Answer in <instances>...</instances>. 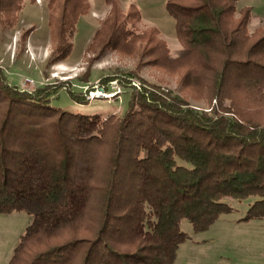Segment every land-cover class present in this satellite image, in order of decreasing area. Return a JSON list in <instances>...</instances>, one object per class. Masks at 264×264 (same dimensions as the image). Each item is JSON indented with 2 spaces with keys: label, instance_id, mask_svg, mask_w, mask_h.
<instances>
[{
  "label": "trees",
  "instance_id": "1",
  "mask_svg": "<svg viewBox=\"0 0 264 264\" xmlns=\"http://www.w3.org/2000/svg\"><path fill=\"white\" fill-rule=\"evenodd\" d=\"M237 1L168 0L174 57L157 29L137 28L134 5L112 3L94 34L123 53L145 41L149 62L206 108L128 72L98 80L104 92L113 81L129 89L121 114L71 112L51 103L62 89L27 91L0 70V212L32 217L7 264H172L188 238L181 220L203 231L247 198L242 220L264 216V26L248 32L251 9ZM22 6L0 0V24ZM86 7L64 0L57 59Z\"/></svg>",
  "mask_w": 264,
  "mask_h": 264
},
{
  "label": "rangeland",
  "instance_id": "2",
  "mask_svg": "<svg viewBox=\"0 0 264 264\" xmlns=\"http://www.w3.org/2000/svg\"><path fill=\"white\" fill-rule=\"evenodd\" d=\"M168 0H86L84 14L77 18L68 41L69 54L56 58L60 40V17L64 0H23L19 17L11 27L0 24V70L11 84L33 90L45 85L62 89L51 103L83 114H121L127 107L129 89L116 81L104 92L98 87L100 77L132 73L137 78L171 90L193 106L206 108L207 102L193 98L181 87L179 75L151 64L143 40L130 42V53H123L104 44L100 33L102 22L114 3L122 13L134 5L140 12L138 29L155 28L167 44L171 56H177L180 45L175 38L174 20L167 13ZM237 7L251 9L248 32L264 26V0H238ZM69 31V28H68ZM102 31V30H100ZM129 49V48H128ZM138 84V81L135 80ZM71 87L85 95L84 103H75L64 91ZM92 87V88H91ZM252 198L230 201V210L203 231H194L188 220H181L180 229L187 235L172 264H264V216L242 220ZM23 211L0 212V264H7L19 236L31 221Z\"/></svg>",
  "mask_w": 264,
  "mask_h": 264
}]
</instances>
